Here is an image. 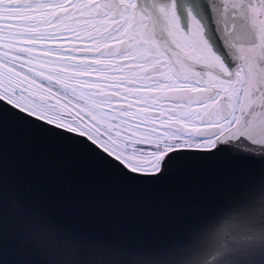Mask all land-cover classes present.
<instances>
[{
  "label": "snow or ice",
  "instance_id": "6c2138e0",
  "mask_svg": "<svg viewBox=\"0 0 264 264\" xmlns=\"http://www.w3.org/2000/svg\"><path fill=\"white\" fill-rule=\"evenodd\" d=\"M6 123L131 186L224 151L261 167L180 242L84 254L19 196ZM9 245L62 246L55 264H264V0H0V264H27Z\"/></svg>",
  "mask_w": 264,
  "mask_h": 264
},
{
  "label": "water",
  "instance_id": "95a60500",
  "mask_svg": "<svg viewBox=\"0 0 264 264\" xmlns=\"http://www.w3.org/2000/svg\"><path fill=\"white\" fill-rule=\"evenodd\" d=\"M4 155L6 169L29 176L19 196L84 254L113 244L164 247L180 242L215 209L238 199L261 167L257 160L224 151L178 160L158 183L131 186L76 153L56 156L39 142L29 143L7 123ZM7 252L9 260L55 264L62 259L63 247L50 251L9 245Z\"/></svg>",
  "mask_w": 264,
  "mask_h": 264
},
{
  "label": "flooded vegetation",
  "instance_id": "af4514ba",
  "mask_svg": "<svg viewBox=\"0 0 264 264\" xmlns=\"http://www.w3.org/2000/svg\"><path fill=\"white\" fill-rule=\"evenodd\" d=\"M137 5H138V9L139 10H148V11H151L155 5H152V6H149V5H146L142 0H137Z\"/></svg>",
  "mask_w": 264,
  "mask_h": 264
}]
</instances>
